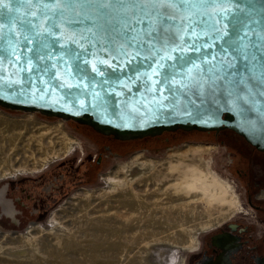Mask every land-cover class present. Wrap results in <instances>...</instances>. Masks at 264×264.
Listing matches in <instances>:
<instances>
[{
	"label": "water",
	"instance_id": "1",
	"mask_svg": "<svg viewBox=\"0 0 264 264\" xmlns=\"http://www.w3.org/2000/svg\"><path fill=\"white\" fill-rule=\"evenodd\" d=\"M0 5V107L118 140L227 129L264 150V0L173 6ZM154 29V31H153Z\"/></svg>",
	"mask_w": 264,
	"mask_h": 264
},
{
	"label": "rangeland",
	"instance_id": "2",
	"mask_svg": "<svg viewBox=\"0 0 264 264\" xmlns=\"http://www.w3.org/2000/svg\"><path fill=\"white\" fill-rule=\"evenodd\" d=\"M241 149L227 130L118 140L0 107V264H188L214 232L255 220ZM173 165L192 172L176 190Z\"/></svg>",
	"mask_w": 264,
	"mask_h": 264
},
{
	"label": "flooded vegetation",
	"instance_id": "3",
	"mask_svg": "<svg viewBox=\"0 0 264 264\" xmlns=\"http://www.w3.org/2000/svg\"><path fill=\"white\" fill-rule=\"evenodd\" d=\"M223 130L227 129L219 131ZM234 135L241 140L243 148V157L239 159L241 169H237L236 174L244 184L246 200L255 220L251 226H243L238 233H233L237 224L214 232L205 247L192 256L188 264H264V150L251 145L242 136ZM248 227L252 232L249 235L245 234ZM216 244L221 247L216 248ZM217 253L224 255L219 262H213Z\"/></svg>",
	"mask_w": 264,
	"mask_h": 264
},
{
	"label": "snow or ice",
	"instance_id": "4",
	"mask_svg": "<svg viewBox=\"0 0 264 264\" xmlns=\"http://www.w3.org/2000/svg\"><path fill=\"white\" fill-rule=\"evenodd\" d=\"M6 2H10V0H0V5H4ZM26 2L32 3L33 0H26ZM36 2H42V0H36ZM80 2L81 0H50V3L58 6L56 10L60 12L63 11L59 8L60 5H73ZM96 2L102 7L113 8L123 15L131 16L138 13L145 17L156 16L158 20L162 21L168 18L173 6L191 3L206 4L210 0H96Z\"/></svg>",
	"mask_w": 264,
	"mask_h": 264
},
{
	"label": "bare ground",
	"instance_id": "5",
	"mask_svg": "<svg viewBox=\"0 0 264 264\" xmlns=\"http://www.w3.org/2000/svg\"><path fill=\"white\" fill-rule=\"evenodd\" d=\"M188 147V146H187ZM195 149H185L186 151H185V154L187 155V157H190L194 152H196L197 151V147H194ZM183 169L184 168H182V166H180V165H178L177 167H175V165H173L172 167H170L167 171H173V172H175V186H174V188H175V190L178 188V186L181 184V183H184L182 180V178H185V176L186 175H188V174H191L192 172L190 171L191 169H189V168H185L186 170L185 171H183ZM166 170H164L163 172H165ZM166 171V172H167ZM170 173V172H169ZM176 173H178V175L180 174V176L178 177H176ZM171 174V173H170ZM164 175V174H163ZM168 176V175H167ZM158 180H160L159 178H158ZM163 180V179H162ZM142 197H143V195H142ZM152 200V199H151ZM128 212V211H127ZM133 214V213H132ZM137 218H138V216H137ZM125 222V221H124ZM106 227V226H105ZM127 234V233H126ZM124 235V234H123ZM193 245H194V243H192L191 244V247L190 248H192L193 247Z\"/></svg>",
	"mask_w": 264,
	"mask_h": 264
}]
</instances>
